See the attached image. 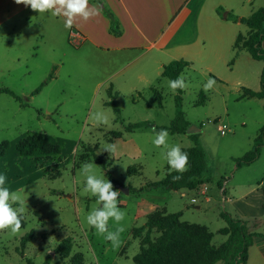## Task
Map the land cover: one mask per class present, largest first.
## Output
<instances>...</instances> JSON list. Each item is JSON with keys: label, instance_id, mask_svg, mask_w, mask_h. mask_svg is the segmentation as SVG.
Masks as SVG:
<instances>
[{"label": "rangeland", "instance_id": "374dc122", "mask_svg": "<svg viewBox=\"0 0 264 264\" xmlns=\"http://www.w3.org/2000/svg\"><path fill=\"white\" fill-rule=\"evenodd\" d=\"M24 29L15 36L8 33V27L0 28V88L12 90L28 103L22 107L12 97L0 94V142L10 145L0 162V173L6 174L5 186L10 190L24 189L21 196L26 204L19 233L0 232V264H43L47 255L48 264H134V257L161 235L156 228L148 231L141 226L149 213L163 207L169 213L181 212L182 221L207 227L215 248L226 239L220 230L226 227L221 212L243 220L251 232L264 233V148L256 162L247 167L236 168L234 162L251 149L264 125V107L259 99H238V93L217 81L205 92L204 84L213 79L208 72H184L188 87L183 89L181 107L190 126L201 131L208 178L205 187L193 191L147 189V184L162 180L169 169L161 155L165 149L152 142L153 127L166 126L175 116V92L168 87L169 79L152 76L151 86L163 97L161 108L152 91L139 90L143 93L139 98L127 89L135 82H121L113 100L120 110L117 116L105 105L112 100L108 95L112 83L106 78L114 68L98 63L88 48L75 50L70 44L65 48L59 44L38 47L32 29L22 33ZM49 75L52 78L47 85L33 94ZM202 99L204 102L197 104ZM95 111H104L109 124L96 125L90 119ZM140 121H148L149 126L132 133L125 131L128 124ZM222 125L229 129L224 134L219 131ZM113 131L124 133L115 142L117 152L111 155L101 149L105 142L111 143ZM29 133L40 134L59 146L60 155L48 154L36 161L20 156L13 144ZM168 143L185 144L170 133ZM93 154L110 164L102 168L95 163L96 173L110 181L107 172L113 177L114 190L121 193L118 206L127 213L121 222L125 231L117 249L86 221L96 197L83 194L86 177L81 174V165L94 163ZM108 224L115 230L113 220ZM27 234L32 239L24 241ZM66 238L69 244L63 242ZM61 243L62 253H58ZM256 243L249 248L245 264H264V250ZM260 247L264 249V242ZM190 259L197 261L195 256Z\"/></svg>", "mask_w": 264, "mask_h": 264}, {"label": "crops", "instance_id": "0c3cea01", "mask_svg": "<svg viewBox=\"0 0 264 264\" xmlns=\"http://www.w3.org/2000/svg\"><path fill=\"white\" fill-rule=\"evenodd\" d=\"M89 4L99 5L100 14L87 22L77 21L68 29L65 28L62 17L52 16L50 13L39 14L30 7L16 4L14 0H0V28L8 27V33L15 36L20 35V28H25L22 33L31 28L33 42L38 47L54 48L59 44L65 48L70 44L75 50L88 48L96 55L98 63L114 68L106 80L111 81V93L116 94V97L121 90V82L127 80L135 82V85L130 84L127 89L135 92L134 95L139 98L143 94L141 90L151 92L152 89H157L151 86L152 76L161 77L160 73L165 64L181 59L190 64L182 74L190 69H200L214 76L213 80L223 84L226 89H233L238 93V99H258L242 97V89L259 91L264 62L253 59L245 49H240L235 54V39L239 35L246 36L248 28L240 22L219 18L216 8L221 6L232 11L238 18L248 17L264 7V0H89ZM101 5L116 20V34L111 32L110 19ZM73 33L76 35L72 36ZM261 46L264 48V41ZM138 83L141 85H136ZM259 100L264 105V100ZM141 122H145V125L129 133L149 126L148 121L135 123ZM187 122L190 126V122ZM228 130L226 125H222L219 131L224 134ZM120 133V137L111 136V143L122 139L124 132ZM172 135H177L181 144L185 142L181 148L193 146L189 135ZM3 159L4 155L0 162ZM168 171L170 169H166L165 174ZM204 184L196 190L205 187ZM223 189L225 191V187ZM195 207L199 208V205ZM153 209L155 208L151 210ZM162 210L169 213L164 207ZM262 242L264 241L257 242L256 245L264 250L260 247Z\"/></svg>", "mask_w": 264, "mask_h": 264}, {"label": "trees", "instance_id": "16d2710c", "mask_svg": "<svg viewBox=\"0 0 264 264\" xmlns=\"http://www.w3.org/2000/svg\"><path fill=\"white\" fill-rule=\"evenodd\" d=\"M97 3L101 4L99 1ZM101 7L110 19L111 32L116 34V20L105 7L102 5ZM216 14L221 19L240 22L248 28L246 36L239 35L235 39L233 45L235 54L240 49H245L253 59L264 62V48L261 46L262 41H264V7L252 12L248 17L238 18L232 11H227L223 7L218 6ZM189 65V62L185 60H172L162 67L160 76L174 80ZM51 78L52 75H49L44 79L33 91V94L40 92ZM259 84V91L243 88L242 97H255L264 100V68L261 70ZM182 92L183 90L177 89L174 94V118L166 126H155L154 128L157 132L161 129H166L170 134L185 133L189 123L186 121L181 107ZM152 93L157 105L160 108L163 107L161 92L157 89H152ZM0 94L12 97L22 107L28 106L26 98L23 99L8 88H0ZM199 94L204 95L202 92ZM108 95L112 100L107 101L105 104L110 106L116 115L119 116L120 110L113 101L116 98V94H112L109 88ZM203 102L204 99L200 100L197 104H202ZM142 125H145V122L130 123L125 126V131L131 132ZM120 135V132H112V138L120 137ZM189 138L192 140L193 146L191 148H181L182 151L188 154V171L182 174V179L174 181L173 176L180 174L168 171L162 180L147 184L145 186L147 189L161 187L166 190H194L207 181V156L199 140V133L191 134ZM262 147H264V126L259 129L257 135L254 137L251 149L234 159L235 167H246L255 162L259 158ZM8 149L9 143L6 141L0 142V158ZM15 149L20 156L33 158L35 161L48 154L58 156L61 153L59 146L47 142L42 135L36 133H29L19 139L15 144ZM92 160L102 168L110 165H107L103 158L95 154H93ZM107 174L111 181L115 183L113 177L108 172ZM180 217V212L166 213L164 210H156L148 215L141 229L150 231L156 228L160 231L161 235L155 242L150 243L146 250L141 251V253L134 257V264H217L219 262L221 264H245L248 259L249 247L253 243L264 241V233L251 232L243 220L231 216L228 212H221L220 217L225 221L226 227L220 230L224 232L226 239L219 247L215 248L211 244L212 233L207 227L181 221ZM31 239V234H27L23 238L24 241ZM63 242L69 244V238H66ZM61 246L62 243L57 248L58 253H62V250H60ZM194 256L197 257L196 262H194V259L192 261L190 259ZM49 260L50 256L47 255L43 264H48Z\"/></svg>", "mask_w": 264, "mask_h": 264}, {"label": "clouds", "instance_id": "9594fccd", "mask_svg": "<svg viewBox=\"0 0 264 264\" xmlns=\"http://www.w3.org/2000/svg\"><path fill=\"white\" fill-rule=\"evenodd\" d=\"M14 2L30 7L31 10L39 14L50 13L52 16L62 17L64 18V26L68 29L72 28L77 21L87 22L101 12L100 6L90 5L89 0H14ZM215 83V80L209 78L203 86L205 92L212 89ZM168 87L175 92L177 89H186L188 84L184 75L181 74L174 80H168ZM90 119L96 125L109 124V117L104 111L92 112ZM152 132L154 133L153 144L157 148L163 147L165 149L161 155L166 160L170 173L180 174L173 176V180L182 179V174L188 171V154L182 151L178 144L169 145V132L166 129L157 132L153 128ZM101 151L114 155L117 152V144L105 142ZM97 167L95 163L88 162L81 165V174L86 177L83 194L96 197V203L87 214L86 221L91 228L95 229L98 236L103 237L105 241L112 244L114 249H117L121 244V233L125 231L121 222L127 213L118 206L120 191L114 190L110 180L97 175ZM6 182V174L0 173V232L10 230L12 235H16L22 227L23 215L26 211V204L21 196L24 189L12 191L5 186ZM110 219L115 222V230L109 229L108 222Z\"/></svg>", "mask_w": 264, "mask_h": 264}, {"label": "water", "instance_id": "95a60500", "mask_svg": "<svg viewBox=\"0 0 264 264\" xmlns=\"http://www.w3.org/2000/svg\"><path fill=\"white\" fill-rule=\"evenodd\" d=\"M200 132L199 128H195L194 126H188V128L185 130V134L191 135V134H197ZM122 191L125 193H128L127 189L122 188Z\"/></svg>", "mask_w": 264, "mask_h": 264}, {"label": "built area", "instance_id": "2783aa9c", "mask_svg": "<svg viewBox=\"0 0 264 264\" xmlns=\"http://www.w3.org/2000/svg\"><path fill=\"white\" fill-rule=\"evenodd\" d=\"M75 35H76L75 33L72 34V36H75Z\"/></svg>", "mask_w": 264, "mask_h": 264}]
</instances>
